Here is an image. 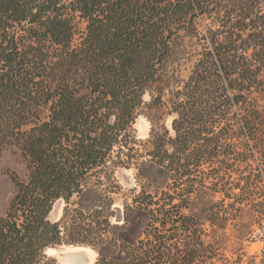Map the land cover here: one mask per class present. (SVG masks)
<instances>
[{"label": "trees", "instance_id": "1", "mask_svg": "<svg viewBox=\"0 0 264 264\" xmlns=\"http://www.w3.org/2000/svg\"><path fill=\"white\" fill-rule=\"evenodd\" d=\"M180 32L199 50L171 94L173 135L160 125L138 140L142 110L162 103L143 97ZM9 147L28 176L0 217V264H56L46 251L65 232L93 264H190L204 245L183 214L193 195L256 194L264 0H0V157ZM118 168L133 169L140 190L112 224Z\"/></svg>", "mask_w": 264, "mask_h": 264}, {"label": "rangeland", "instance_id": "2", "mask_svg": "<svg viewBox=\"0 0 264 264\" xmlns=\"http://www.w3.org/2000/svg\"><path fill=\"white\" fill-rule=\"evenodd\" d=\"M204 24L205 21L198 22L199 29ZM198 50L195 40L184 32L172 38L169 56L159 68L157 81L151 92H147L143 97V101L149 104L150 94H158L162 96V103L142 110L143 115L134 125L138 140L146 139L150 128L160 125L173 135L170 127L174 118L170 115L171 94L179 90L188 79L196 63ZM38 114L43 121L47 111L42 108ZM29 127H24V130ZM249 165L251 172L258 175L254 185L256 194H228L225 198L222 194H194L191 211H183L184 215L198 220L194 228L201 234L204 242L202 247L197 248L198 254L190 264H264V154L261 157L257 155V160L250 159ZM27 176L26 163L20 157L19 151L15 147L5 149L0 157V217L5 215L9 200L14 195L15 178L26 181ZM113 179L118 185V190L111 194L115 216L110 221L116 224L121 220L123 203H129L133 196L131 191L139 192L140 188L133 169L118 168L114 171ZM71 201H76V198L73 197ZM63 207V201L54 204L49 215L50 221H59ZM206 215L212 216L211 223L207 221ZM64 235V244L46 251L48 259L55 260L56 264L95 262L96 254L90 248L70 244L69 238H76L77 241H80V238L75 235L67 238L66 232ZM86 249L92 253H88ZM72 256L73 258H70Z\"/></svg>", "mask_w": 264, "mask_h": 264}, {"label": "bare ground", "instance_id": "3", "mask_svg": "<svg viewBox=\"0 0 264 264\" xmlns=\"http://www.w3.org/2000/svg\"><path fill=\"white\" fill-rule=\"evenodd\" d=\"M75 250H77L78 251V249H75ZM87 251H88V253H92L91 252V250H89V249H86ZM70 258H73V256L72 257H70ZM74 262V261H73ZM76 262V261H75ZM75 264H79L78 262H76Z\"/></svg>", "mask_w": 264, "mask_h": 264}]
</instances>
